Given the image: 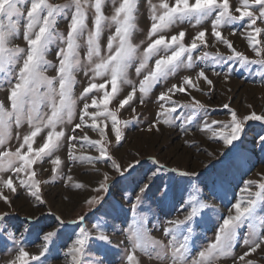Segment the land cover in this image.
<instances>
[{
	"label": "snow or ice",
	"instance_id": "snow-or-ice-1",
	"mask_svg": "<svg viewBox=\"0 0 264 264\" xmlns=\"http://www.w3.org/2000/svg\"><path fill=\"white\" fill-rule=\"evenodd\" d=\"M114 12L111 17L104 14L105 0H66L65 3L55 4L50 0H0V87L6 92V100H0V200L11 207L12 200L9 194H17L18 188L26 191L31 197L45 204L42 198L41 181L36 179V171L33 165L38 161L43 162L49 158L53 168L55 180L58 175L57 169L62 164L61 158L55 153L60 149L62 141L69 144V159L80 160L95 167V164L104 161L110 162L112 168L124 179L131 177L130 186L136 204L142 205L143 198L152 193L155 202L163 210L165 207H175L174 187L179 181L175 176H169L165 182L162 171L179 173L180 177L194 176L200 183V176L196 173L180 171L176 168L165 169L160 165L158 170H150L143 176H134L137 172L135 167L140 161L121 164L109 153L107 135L103 127H98L95 121L98 118L110 119L111 131L115 136V143L122 146L125 139L123 129L133 124L139 117L134 116L132 120L121 121L118 113L127 105L131 107L133 102L144 103L152 91L178 70H192V75H184L179 84H172L157 97L160 104V113L165 118L163 123L175 126V114L179 109H191L192 114L183 119L192 121L196 118L198 110H205L206 106L195 97H191L190 88H196L201 80L209 86L211 91L213 80L209 78L206 69L215 76L220 73L215 69L224 64L225 61H237L241 67L252 64L264 66V44L257 38L264 34V28L258 27L257 22L264 24V0H236L233 5L230 0H161L159 4H152L148 0L151 16L150 30L148 33L149 43L143 51L142 61L136 69L137 74L147 69L148 63L155 58L154 68L148 69L147 74L139 82L138 88L128 79V68L133 62L139 46L132 43V35L136 28V18L140 9V0H112ZM89 9H92L93 28L89 29ZM59 20L68 21L66 33L57 30ZM195 21L200 30L190 37V43H184L185 30L171 35H165L174 25L191 23ZM115 25L114 34L107 41V56L101 54L100 38L105 23ZM245 30L247 43L254 52V58H250L243 52L238 51L231 40L222 34L226 26L234 27L237 23ZM207 23L209 27H203ZM87 33L85 41L87 45V64L90 82L80 92L79 96L74 93L77 83L75 72L81 68V57L79 41ZM234 34V33H233ZM207 36L215 42L223 44L230 50V54L209 53L201 51L199 56L194 53L202 50L208 45ZM25 46L14 44L21 37ZM60 41L62 46L57 47L56 55L58 65H53L47 60L50 46L55 41ZM163 53V54H162ZM209 57L212 63H208ZM199 61V63H197ZM203 65V66H201ZM226 66V65H225ZM55 67L57 75L48 77L45 75L47 68ZM234 69H229L226 78L230 77ZM97 79L102 83H96ZM132 85L131 91L125 93L123 85ZM106 85L108 87H106ZM139 92V96H137ZM191 97L187 102L173 99L176 93H186ZM102 93V100L98 96ZM123 97V98H121ZM115 100L118 107L108 110L109 102ZM90 101V103H89ZM82 104V107L80 105ZM41 105L50 107L49 111H42ZM225 108L228 105H224ZM90 108L93 110L90 111ZM104 111L101 112L100 109ZM133 112L136 110L133 108ZM86 118L93 121L91 129L97 131L101 139L91 140L87 134L82 137L76 135L77 129H82ZM78 120L79 122H75ZM264 121V115H258L252 111L248 115L238 116L235 110H231V119L227 124L218 121L204 124V130L210 132L213 138H219L223 143L234 145L242 135H246L245 124L249 121ZM25 122L31 130L21 137L15 134L18 146L13 149L10 143L13 140V127H21ZM75 122V123H74ZM160 120L157 119L149 127V131L155 128L159 130ZM65 125L72 127L65 130ZM217 125V127H213ZM42 129H47L46 141L34 148V138ZM59 129V130H57ZM187 134V128L184 129ZM43 139V137H41ZM78 142H87L96 150V156L77 155L75 152ZM262 150H264V137H260ZM55 155L54 159H51ZM159 162L157 161V164ZM127 176H124V173ZM7 174V175H5ZM103 181L94 189L96 192L110 193V176L108 172L103 173ZM69 181L72 180L68 176ZM226 177L212 179V188L217 183L223 184ZM45 181L44 183H48ZM188 183H191L190 181ZM76 188H85L83 183H75ZM208 187V184H205ZM155 189V192H153ZM138 190V192H137ZM187 189H185L186 191ZM194 191L199 193L201 189L195 187ZM243 191L246 196L236 200L226 217L216 225V232L212 242L207 247L194 253L195 240L193 239L194 227H199L208 204L201 197L189 195L185 205L183 219L167 221L163 233L169 239L167 243L161 239L153 238L145 227L144 218L134 219L129 226L126 239L129 247L125 250L122 264H140L138 252L148 257L155 255V259L166 264H216L223 258H230L232 264H255L247 259L250 254L259 249L264 252V179H249L244 183ZM103 196H92L86 200L91 207L100 204ZM184 204L183 198L180 201ZM100 209L98 208L97 211ZM116 210V205H113ZM55 216V213H51ZM110 214V213H108ZM8 212H0V234L8 231ZM80 217V221H84ZM31 228L37 230V238L43 233V244L38 254H32L23 245V233L18 238L15 233L10 232L9 238L18 246L15 255L7 261V264H48L49 257L58 258L57 241L60 240L68 225L56 217L57 226L45 225L38 218H29ZM183 226V227H182ZM246 226L247 231L241 235L240 230ZM94 231L80 227L78 234L72 231L69 239L71 245L64 244L63 248L66 264H105L108 253L111 251L109 245L112 242L107 232L108 225L96 224L92 226ZM46 228L52 230L46 231ZM25 228V232L30 231ZM74 237V239H73ZM244 246L247 251L237 254V246ZM97 253L95 259L88 257L89 253Z\"/></svg>",
	"mask_w": 264,
	"mask_h": 264
},
{
	"label": "rangeland",
	"instance_id": "rangeland-1",
	"mask_svg": "<svg viewBox=\"0 0 264 264\" xmlns=\"http://www.w3.org/2000/svg\"><path fill=\"white\" fill-rule=\"evenodd\" d=\"M50 2L62 4L66 0H50ZM230 2L236 5V0H230ZM118 3L119 0H117L116 6H118ZM151 3L159 4L161 0H151ZM92 11V9H89V29L93 28ZM113 12L114 5L112 0H105V16L111 17ZM150 16L148 0H140V9L135 21L136 28L132 35V43L138 45L139 50L128 68V79L137 88L143 76L147 74L148 69L154 68L155 63V58L151 59L147 69L137 74L136 69L139 67L143 51L149 43ZM257 26L264 28V24L259 21ZM56 27L60 33H66L68 21L59 20ZM203 27H209V25L205 23ZM246 28V23L241 26V23L238 22L234 27L226 26L222 29V34L232 41L238 51L243 52L250 58H254L255 54L247 43ZM181 30H185L184 43L188 44L190 43V37L200 30V26H196L194 20L191 23L177 24L165 32V35L170 37ZM114 32L115 25L106 22L100 38L101 54L104 56L108 55L107 41ZM206 38L208 39V45L202 50H197L194 53L195 56H199L201 51L220 53L222 55L230 54V50L225 45L215 42L210 36L206 35ZM257 38L264 44V34ZM86 39L87 33L79 41L81 44L79 49L81 68L74 74L77 81L74 88L76 96H79L83 88L90 82V74L85 75L89 67L87 64ZM14 44L24 47L25 41L21 36L14 41ZM58 46H62V44L57 40L50 46L46 57L53 65H58L59 62L56 55ZM212 62L211 57H209L208 63ZM229 69H234V71H232L230 77L226 78ZM215 70L220 73L219 76L213 75L211 71L206 69L209 78L213 80L211 91L209 86L202 80L197 84L199 90H196V88L189 89L191 97H195L206 106L205 110H198L195 114L196 118L190 122L183 118L191 115L192 110L185 108L179 109L175 114V126L170 127L164 124L163 119L165 117L159 115L162 102L157 100L160 92L172 84H179L182 76L192 75V70L188 69L178 70L177 73L162 81L148 97L144 98L143 104L136 101L132 103L131 107L125 105L120 110L118 118L121 121L132 120L134 116L139 117L133 124L123 129L125 139L121 142L122 146L115 143L110 119L103 120L98 118L95 121L98 127L104 128L108 141H110L107 144L109 153L121 164L122 168L128 163H133L136 160L140 161L139 164L135 165L137 172L133 173L134 176H143L146 173L150 176V170H158L160 165H163L165 169L176 168L180 171L194 172L205 183H200L194 176L180 177L179 173L162 171L160 174L165 182L168 181L169 176H175L179 181L174 187L176 206L165 207L162 210L155 202L153 194L148 193L143 198L142 205H137L133 209L132 205L136 204V201L134 198L135 194L130 186L131 177L127 180L124 179L120 173H117L112 168L110 162L100 161L93 167L80 160L73 161L69 159V144L67 141H62L60 149L55 153L62 161V164L57 169L58 175L55 180L52 179L55 166L51 164L49 158H45L43 162L38 161L33 165L37 173L36 179L41 181V193L43 200L46 201L45 204H40L26 191L19 188L17 194H9L5 191V194L10 195L12 200L11 207L0 200V212L9 213V230L0 234V264H7V261L15 255L14 250L18 246L9 238L10 232L15 233L18 238L23 233L22 243L30 253L38 254L40 251V247L43 244V233H40L41 238L38 239L37 230L32 229L29 222L31 217L38 218L41 223L51 225L53 228L57 226L56 217H59L68 225L64 236L57 241L58 258H53L55 256L53 254V256L49 257L48 264H66L64 253L67 249L63 248V245H71L72 240L69 239V236L73 230L78 234L79 228H76V224L90 231H94L93 225H108L106 230L111 236L112 242L109 245L111 251L108 253L105 264H122L125 250L129 247L126 239L127 232L134 219L144 218L145 227L150 235L167 243L169 238L164 235L163 228L167 226L166 222L169 220L183 219L189 195L201 197L202 201L209 206L204 209L205 215L201 220L200 226H193L194 253L207 247L214 239L216 225L221 222V218L227 216L236 200L246 196L243 191L244 183L249 179H264V150H262L260 143V137H264V121L253 120L247 122L245 124L246 135H242L239 141L234 142L235 147L223 143L218 137L213 138L210 132L204 130V124L212 121L227 124L231 119V110H235L240 117L248 115L252 111H255L258 115H264V66L252 64L241 67L237 61L233 60L231 62L225 61L224 64L216 67ZM45 75L50 78L55 77L57 69L55 67L47 68ZM95 82L102 83L103 81L97 79ZM106 87L108 86L106 85ZM131 87L132 85L125 84L123 85V91L125 93L130 92ZM139 95V92H137V96ZM191 97L187 92L176 93L173 99L187 103ZM97 98L102 100V93ZM0 100H4L7 103L6 92L3 87H0ZM224 105H228V107L225 108ZM80 107H82V104ZM117 107L116 101L112 100L109 102L108 110H115ZM133 108L136 110L135 112L132 111ZM41 110L50 112V107L41 105ZM91 110L93 109L90 108ZM100 111L103 112L104 109L101 108ZM157 119L161 121L159 130L157 131L153 128L152 131H149L150 125ZM75 122L79 121L76 120ZM92 123L93 121L86 118V123L82 126V129H77L76 135L82 137L87 134L91 140L101 139L99 133L91 129L90 125ZM70 127L72 126H64L65 130ZM213 127H217V125H213ZM185 128H187V134L184 131ZM30 130L31 128L27 122L19 128L14 126L13 140L10 143V147L15 149L18 146V141L15 139L17 132L22 137L28 134ZM46 132L47 129H42V132L34 138V148L46 141ZM75 152L77 155L83 156L98 155L96 150L90 147L87 142H78ZM55 155L51 159H54ZM157 161L159 162L158 164ZM105 172H108L110 176L109 187L111 191L110 193H98L94 189L103 181V173ZM68 176L72 177L71 181L67 179ZM124 176H127L126 172ZM216 177H226V179L223 184L217 183L213 190L212 179ZM45 181L49 182L44 183ZM189 181L191 183H188ZM77 182L85 184L86 187H74L73 185ZM205 184H208V187H205ZM195 187H199L201 192H195ZM185 189L187 190L185 191ZM153 192H155V189H153ZM97 195L103 196L104 199L100 204L90 207L86 200ZM181 198H183L184 204L180 203ZM114 204L116 205L115 211L113 210ZM98 208L100 209L99 211H97ZM51 213H55V216ZM81 216L85 218L83 222L80 221ZM26 227L31 230L25 232ZM49 230H52V228H46L45 232ZM246 231L247 227H242L240 230L241 235ZM235 251L237 254H242L247 249L239 245ZM137 254L140 258V264H162V262L155 259L154 254L152 257L145 256L139 252ZM97 255L99 254L93 252L89 253L88 257L95 259ZM247 259L254 261L255 264H264V252L258 249L256 253L250 254ZM216 264H232V261L230 258L222 257Z\"/></svg>",
	"mask_w": 264,
	"mask_h": 264
}]
</instances>
